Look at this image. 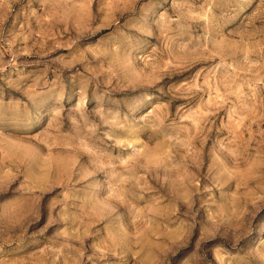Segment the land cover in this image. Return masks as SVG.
<instances>
[{"label": "rangeland", "instance_id": "rangeland-1", "mask_svg": "<svg viewBox=\"0 0 264 264\" xmlns=\"http://www.w3.org/2000/svg\"><path fill=\"white\" fill-rule=\"evenodd\" d=\"M0 264H264V0H0Z\"/></svg>", "mask_w": 264, "mask_h": 264}]
</instances>
